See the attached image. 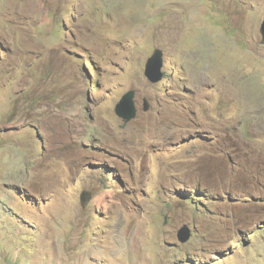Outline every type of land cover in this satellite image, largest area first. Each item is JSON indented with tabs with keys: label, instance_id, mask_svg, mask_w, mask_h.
<instances>
[{
	"label": "rangeland",
	"instance_id": "374dc122",
	"mask_svg": "<svg viewBox=\"0 0 264 264\" xmlns=\"http://www.w3.org/2000/svg\"><path fill=\"white\" fill-rule=\"evenodd\" d=\"M263 22L264 0H0V264H264Z\"/></svg>",
	"mask_w": 264,
	"mask_h": 264
},
{
	"label": "water",
	"instance_id": "95a60500",
	"mask_svg": "<svg viewBox=\"0 0 264 264\" xmlns=\"http://www.w3.org/2000/svg\"><path fill=\"white\" fill-rule=\"evenodd\" d=\"M262 45H264V22L261 27ZM164 53L161 50H156L153 56L148 60L146 65L145 75L149 81L153 84L161 82L164 78ZM136 91H130L121 99L119 104L116 106V114L125 123L133 121L138 114L136 105ZM151 109L150 103L145 100L144 111L148 112ZM91 192L85 191L81 196L83 206L87 205V202L91 199ZM192 237V230L188 226L182 227L178 232V240L180 243H187Z\"/></svg>",
	"mask_w": 264,
	"mask_h": 264
},
{
	"label": "clouds",
	"instance_id": "9594fccd",
	"mask_svg": "<svg viewBox=\"0 0 264 264\" xmlns=\"http://www.w3.org/2000/svg\"><path fill=\"white\" fill-rule=\"evenodd\" d=\"M262 24H263V23H262ZM261 27H262V26H261ZM260 31H261V29H260ZM157 50H158V49H157ZM155 51H156V50H155ZM155 51H154V52H155ZM153 54H154V53H153ZM152 56H153V55H152ZM152 56H151V57H152ZM151 57H150V58H151ZM150 58H149V59H150ZM149 59H148V60H149ZM147 63H148V61H147ZM146 65H147V64H146ZM164 68H165V63H164ZM145 72H146V69H145ZM163 72H164V78H163V80H164V79H165V76H166V75H165V71H164V69H163ZM144 74H145V73H144ZM145 77H146V75H145ZM146 78H147V77H146ZM147 80L149 81L148 78H147ZM163 80H162V81H163ZM162 81H161V82H162ZM149 82H150V81H149ZM161 82H159V83H161ZM150 83H151V82H150ZM159 83H157V84H159ZM151 84H153V83H151ZM133 91H134V90H133ZM128 93H129V92H128ZM123 97H124V96H123ZM135 101H136V98H135ZM148 102H149V101H148ZM118 104H119V103H118ZM136 105H137V104H136ZM150 105H151V104H150ZM144 106H145V101H144ZM137 109H138V108H137ZM150 110H151V109H150ZM115 111H116V109H115ZM144 112H145V111H144ZM148 112H149V111H148ZM146 113H147V112H146ZM116 115H117V114H116ZM137 115H138V114H137ZM136 118H137V117H136ZM136 118H135V119H136ZM135 119H134V120H135ZM188 227H189V226H188ZM191 230H192V229H191Z\"/></svg>",
	"mask_w": 264,
	"mask_h": 264
},
{
	"label": "bare ground",
	"instance_id": "6f19581e",
	"mask_svg": "<svg viewBox=\"0 0 264 264\" xmlns=\"http://www.w3.org/2000/svg\"><path fill=\"white\" fill-rule=\"evenodd\" d=\"M58 133V132H57ZM59 135H61V134H59ZM264 146V145H263Z\"/></svg>",
	"mask_w": 264,
	"mask_h": 264
},
{
	"label": "trees",
	"instance_id": "16d2710c",
	"mask_svg": "<svg viewBox=\"0 0 264 264\" xmlns=\"http://www.w3.org/2000/svg\"><path fill=\"white\" fill-rule=\"evenodd\" d=\"M190 201H193L192 199Z\"/></svg>",
	"mask_w": 264,
	"mask_h": 264
}]
</instances>
